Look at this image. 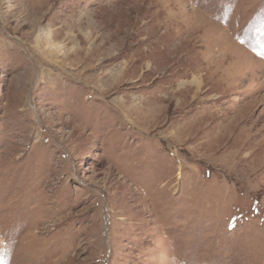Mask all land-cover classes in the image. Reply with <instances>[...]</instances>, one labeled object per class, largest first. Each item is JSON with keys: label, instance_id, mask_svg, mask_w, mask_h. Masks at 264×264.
<instances>
[{"label": "rangeland", "instance_id": "rangeland-1", "mask_svg": "<svg viewBox=\"0 0 264 264\" xmlns=\"http://www.w3.org/2000/svg\"><path fill=\"white\" fill-rule=\"evenodd\" d=\"M0 264H264V0H0Z\"/></svg>", "mask_w": 264, "mask_h": 264}, {"label": "bare ground", "instance_id": "bare-ground-1", "mask_svg": "<svg viewBox=\"0 0 264 264\" xmlns=\"http://www.w3.org/2000/svg\"><path fill=\"white\" fill-rule=\"evenodd\" d=\"M53 35V31H52V29H50V28H48V29H46V30H44L43 32H41V33H39L38 35H37V41H41L42 39H44V40H49L50 38H51V36ZM49 42V41H48ZM166 47V46H165ZM47 49V51L48 52H52V48H49V47H47L46 48ZM53 54V53H52ZM153 68V67H152ZM151 68V69H152ZM196 79V78H195ZM198 82V81H197ZM241 151V150H240ZM235 153V152H234ZM239 153V152H238ZM233 156H236V155H233ZM240 160H242L241 158H240Z\"/></svg>", "mask_w": 264, "mask_h": 264}]
</instances>
